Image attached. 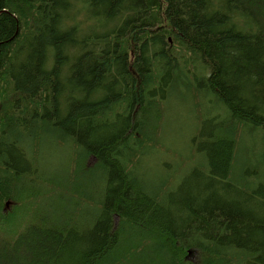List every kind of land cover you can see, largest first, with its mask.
<instances>
[{
    "label": "trees",
    "instance_id": "16d2710c",
    "mask_svg": "<svg viewBox=\"0 0 264 264\" xmlns=\"http://www.w3.org/2000/svg\"><path fill=\"white\" fill-rule=\"evenodd\" d=\"M178 88L223 109L167 202L140 162ZM52 136L67 162L45 174ZM263 149L264 0H0V264H264ZM28 172L53 212L26 207Z\"/></svg>",
    "mask_w": 264,
    "mask_h": 264
},
{
    "label": "rangeland",
    "instance_id": "374dc122",
    "mask_svg": "<svg viewBox=\"0 0 264 264\" xmlns=\"http://www.w3.org/2000/svg\"><path fill=\"white\" fill-rule=\"evenodd\" d=\"M83 30H86V25L82 27ZM183 88H178V92L182 91L180 95H174V92L170 95H174L167 100L164 104V109L160 108V114L163 115L165 112L167 123L165 126L161 127L159 134L163 138V140L167 144V148L172 149L171 152H166L162 150L159 153V150L156 149L163 144V140L160 136H158L154 145L153 150H147L146 153L153 151L151 154L142 159L140 162L141 168H146L148 170H152V173L148 176L149 183L154 182L155 185H159L163 182H166L165 191L168 192V196L166 198V193L162 191V199L169 202V200L177 194V189L181 184L183 176L192 174V169L195 166H206L204 162V157H202L200 151L196 149L190 148L191 138L194 137L198 128H199V120L207 119L209 117V112L213 111V115L220 116V113L223 109L222 106L214 105V98L208 96H199L195 97L190 93L186 92V90H182ZM11 90L8 92L10 93ZM7 92V93H8ZM3 106V105H2ZM61 111V108H60ZM38 136V135H37ZM57 136V134H55ZM52 136L50 139H46L47 144H45L44 148L40 150L39 153L38 149H36L33 155L36 159V166L39 167H46L44 170L45 174H48L52 168H56L57 165L60 164L65 167L66 166V154L56 145V141L54 143ZM39 137V136H38ZM68 141V139H67ZM251 143L249 139L245 140V154L251 157L253 165L257 168V165L254 164V159L258 157L259 148H256V151H252ZM264 153V149L260 151ZM49 159L51 162H49ZM65 161V162H64ZM95 160L93 158L87 159L86 163L84 160L82 161L81 165H78L77 175L79 176L83 170L92 169L93 163ZM172 166H171V165ZM80 167V168H79ZM183 167V168H182ZM2 170V168H0ZM38 174H41V169H37ZM175 171L178 172V175L175 176H162L158 177V174L162 172H166V174L174 173ZM203 172V171H202ZM44 174V175H45ZM199 174V173H197ZM197 174H195L197 176ZM204 174L198 176L201 179ZM258 176L264 175V168H260L257 170ZM178 176V177H177ZM196 178H193L195 180ZM198 180V179H197ZM151 184V183H150ZM51 189L50 180H46L44 178H38L33 172H28V180L25 182V189L23 194L26 197V207H30L34 204L40 205L38 210H34L33 212L38 213L37 217L45 216L48 213L53 212L52 208H48L47 206L53 207L54 204L45 205L47 201V191ZM22 189L17 188V192H21ZM176 197V196H175ZM57 203V202H56ZM2 205V204H1ZM42 206V207H41ZM13 209V201L9 206L7 213H11ZM18 213V209L13 210L12 214H10V218H13L15 214ZM30 212L26 218H29ZM114 226L115 228L118 226V218L114 219ZM21 225L16 223L13 230H16ZM6 229V226H4Z\"/></svg>",
    "mask_w": 264,
    "mask_h": 264
},
{
    "label": "bare ground",
    "instance_id": "6f19581e",
    "mask_svg": "<svg viewBox=\"0 0 264 264\" xmlns=\"http://www.w3.org/2000/svg\"><path fill=\"white\" fill-rule=\"evenodd\" d=\"M174 83V82H173ZM138 139V138H137ZM144 140V139H143ZM146 142V141H145ZM149 142V141H148ZM55 143V142H54ZM133 155H134V153H133ZM131 156V155H130ZM75 157H77V156H75ZM73 164V163H72ZM76 165V164H75ZM80 168V167H79ZM84 172V171H83ZM26 179V178H25ZM8 203H10V202H7V204H6V207L7 206H9V204ZM23 205V204H22ZM15 207V206H14ZM42 207V206H41ZM10 213V212H9ZM32 213V212H31ZM16 217V216H15ZM6 234V233H5Z\"/></svg>",
    "mask_w": 264,
    "mask_h": 264
}]
</instances>
